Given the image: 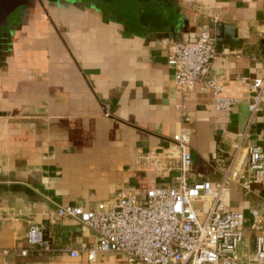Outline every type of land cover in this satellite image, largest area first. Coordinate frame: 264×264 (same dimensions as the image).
I'll return each instance as SVG.
<instances>
[{
    "label": "crops",
    "instance_id": "obj_1",
    "mask_svg": "<svg viewBox=\"0 0 264 264\" xmlns=\"http://www.w3.org/2000/svg\"><path fill=\"white\" fill-rule=\"evenodd\" d=\"M219 19L236 41L217 51L208 75L235 99L228 112L199 84L178 91L167 62L173 43L213 37ZM263 36L264 0H23L0 19V264H128L116 251L70 256L97 236L58 207L91 209L123 186L173 185L174 172L157 176L140 156L170 145L177 103L190 116L189 182H218L236 145L264 148V107L250 120L241 80L264 77ZM261 196L259 185H232L228 204L249 218ZM31 223L52 250L19 254ZM252 247L246 231L242 248Z\"/></svg>",
    "mask_w": 264,
    "mask_h": 264
},
{
    "label": "built area",
    "instance_id": "obj_2",
    "mask_svg": "<svg viewBox=\"0 0 264 264\" xmlns=\"http://www.w3.org/2000/svg\"><path fill=\"white\" fill-rule=\"evenodd\" d=\"M216 55L214 43L199 36L173 43L167 62L178 91L185 93L199 84L203 92H211L216 110L228 112L235 99L224 96L219 80L208 75ZM241 80L252 92L248 104L252 120L264 107V77ZM174 109L180 126L170 145L140 158L153 166L157 176L174 172L175 183L119 187L113 198L91 209L59 206L60 216L78 221L97 236L94 244L70 249V256L84 252L92 261L96 252L116 251L126 255L128 264H264V197H258L249 209L248 229L245 213L228 204L232 185L244 193L255 185L264 188V148L250 144L240 152L236 145L218 182H189L191 130L186 124L190 116L182 102ZM246 231L253 233V247L242 250ZM25 239L27 247L18 250L21 255L52 250L40 224H29Z\"/></svg>",
    "mask_w": 264,
    "mask_h": 264
},
{
    "label": "water",
    "instance_id": "obj_3",
    "mask_svg": "<svg viewBox=\"0 0 264 264\" xmlns=\"http://www.w3.org/2000/svg\"><path fill=\"white\" fill-rule=\"evenodd\" d=\"M3 5H4V3L2 2L0 4V8L2 7V10H5L6 8H8L7 6L4 5V9H3ZM227 32H228L229 36H230V34L231 35L233 34V36H234L235 30L234 29H230L229 27H226L225 22L222 19H219L214 24V36L213 37H211L209 35V32H203L201 34H197L194 37V39L198 38L199 36H203L207 40L212 41L214 43V45H215L216 50L219 51L223 44H225V43L226 44L227 43L232 44L234 41H236V39L235 40L233 39V42L230 43V41L227 40V37H228V35H226ZM255 36H256V34H255ZM254 38L256 39V37H254ZM194 39L192 38V39H189V40H194ZM257 40H258V46L262 47V44H264V36L261 37V38H257ZM242 41L244 43H249V42L253 43V39H251L249 37H244ZM261 54L264 56V51H261ZM241 249L245 250L246 248H242V245H241Z\"/></svg>",
    "mask_w": 264,
    "mask_h": 264
},
{
    "label": "rangeland",
    "instance_id": "obj_4",
    "mask_svg": "<svg viewBox=\"0 0 264 264\" xmlns=\"http://www.w3.org/2000/svg\"><path fill=\"white\" fill-rule=\"evenodd\" d=\"M17 1L18 2L15 4L14 8H12V9L2 10V8H1L2 11L0 10V19L6 18L8 15H10V13L12 14V13H14V12H16L18 10L19 6L23 3V0H17ZM3 9H4V5H3ZM248 219L249 218H246L245 219L246 229H248V224H249L248 223ZM200 220H202V217L200 218Z\"/></svg>",
    "mask_w": 264,
    "mask_h": 264
},
{
    "label": "flooded vegetation",
    "instance_id": "obj_5",
    "mask_svg": "<svg viewBox=\"0 0 264 264\" xmlns=\"http://www.w3.org/2000/svg\"><path fill=\"white\" fill-rule=\"evenodd\" d=\"M4 3L5 6L9 7V9L14 8L15 4L18 2L17 0H0V4ZM6 2V3H5ZM2 8V7H1ZM0 8V9H1Z\"/></svg>",
    "mask_w": 264,
    "mask_h": 264
}]
</instances>
